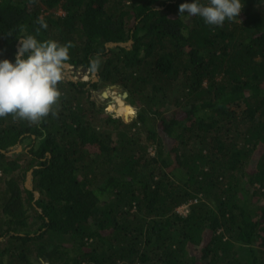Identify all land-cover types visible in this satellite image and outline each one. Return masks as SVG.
<instances>
[{
    "label": "trees",
    "instance_id": "1",
    "mask_svg": "<svg viewBox=\"0 0 264 264\" xmlns=\"http://www.w3.org/2000/svg\"><path fill=\"white\" fill-rule=\"evenodd\" d=\"M184 2L0 0V59L33 34L97 71L0 117V264H264V0L220 26Z\"/></svg>",
    "mask_w": 264,
    "mask_h": 264
},
{
    "label": "clouds",
    "instance_id": "2",
    "mask_svg": "<svg viewBox=\"0 0 264 264\" xmlns=\"http://www.w3.org/2000/svg\"><path fill=\"white\" fill-rule=\"evenodd\" d=\"M243 6L244 0H185L179 5V12L220 26L239 17ZM37 22L47 29L43 16ZM69 48L70 44L55 39L41 40L33 34L19 36L15 59H0V117L14 114L38 122L53 113L61 95L58 83L69 59Z\"/></svg>",
    "mask_w": 264,
    "mask_h": 264
},
{
    "label": "rangeland",
    "instance_id": "3",
    "mask_svg": "<svg viewBox=\"0 0 264 264\" xmlns=\"http://www.w3.org/2000/svg\"><path fill=\"white\" fill-rule=\"evenodd\" d=\"M58 13H63V12L62 11H58ZM243 18H244V16L241 14L239 16V20H241ZM80 71H81V69H80ZM65 72H69V73L71 72L72 73V69L71 70L70 69L67 70V69L64 68V70H63V77H68L67 75H70L71 73L69 74V73H65ZM87 72H88V70H87ZM71 75H73V74H71ZM88 75H90V74H88ZM73 76H75V75H73ZM88 78H94V75L92 74L91 76H88ZM104 91H106V92H104ZM93 93H94V98H96L97 103L100 104L101 106H104V108H105L106 105L111 104L112 102H115L116 99L122 98V96L125 95L126 91L123 88H121L120 86H118V85H108V86L101 87L100 89L94 91ZM126 98L127 97H124V99H122V100L124 102H126V103H129V100H127ZM133 107H134L133 108L134 109L133 111H137L138 110V109L135 108V106H133ZM132 120H133V116L129 118V121L126 120V119H124V122H130ZM150 150L153 153V148H150ZM0 187H2L1 184H0ZM177 208H178V211L180 213L186 214L187 211H188V209H189V204H183V205H181V206H179ZM43 264H45V263H43Z\"/></svg>",
    "mask_w": 264,
    "mask_h": 264
},
{
    "label": "water",
    "instance_id": "4",
    "mask_svg": "<svg viewBox=\"0 0 264 264\" xmlns=\"http://www.w3.org/2000/svg\"><path fill=\"white\" fill-rule=\"evenodd\" d=\"M118 44H120V45H124V46H126V45H131L132 44V40H129L128 42H121V43H118V42H109V43H107V47H110V46H117ZM65 69H72V70H77V71H79L80 72V69H81V72H82V70L84 71V70H86L87 68H85V67H82V68H80V69H77V67L75 66V65H72V64H70V63H67L66 62V64H65V67H64ZM96 70H94L93 71V74H94V78L93 79H95V80H97V77H96ZM65 73H69V72H65ZM71 73V72H70ZM69 73V74H70ZM72 74V73H71ZM67 75L68 77H70V78H68L67 79V77H63L62 79H64V80H69V79H71V80H74V81H79V78H78V76H73V75ZM82 75V74H81ZM127 95H128V93L126 92L125 93V97H127ZM20 146H18L17 148H15V149H13V151H19L20 150ZM0 152H3V153H12V150L11 151H6V150H4V149H2V150H0ZM32 178H33V174H32V171H29L28 172V174H27V177H26V181H25V183H26V186L28 187V188H30V189H32L33 188V180H32ZM39 195V192H37V191H35V196H38Z\"/></svg>",
    "mask_w": 264,
    "mask_h": 264
},
{
    "label": "flooded vegetation",
    "instance_id": "5",
    "mask_svg": "<svg viewBox=\"0 0 264 264\" xmlns=\"http://www.w3.org/2000/svg\"><path fill=\"white\" fill-rule=\"evenodd\" d=\"M78 68H82V67H77V69ZM64 70V69H63ZM87 70H88V72H87ZM93 71L91 70V68H87L86 70H82V72H80V73H78V72H72V74L73 75H76V76H78V78H79V82H87V81H90V80H92L93 78H88V76H91L93 73H92ZM82 74V75H81ZM88 74H90V75H88ZM88 75V76H87ZM68 78H70V77H67V79ZM69 80H71V79H69ZM25 181H26V179H25ZM45 264H48V263H45Z\"/></svg>",
    "mask_w": 264,
    "mask_h": 264
},
{
    "label": "built area",
    "instance_id": "6",
    "mask_svg": "<svg viewBox=\"0 0 264 264\" xmlns=\"http://www.w3.org/2000/svg\"><path fill=\"white\" fill-rule=\"evenodd\" d=\"M78 69H79V68H78ZM75 71H76V70H75ZM75 71H74V70H72V72H75ZM76 72L80 73L81 71H80V72H79V71H76Z\"/></svg>",
    "mask_w": 264,
    "mask_h": 264
},
{
    "label": "bare ground",
    "instance_id": "7",
    "mask_svg": "<svg viewBox=\"0 0 264 264\" xmlns=\"http://www.w3.org/2000/svg\"><path fill=\"white\" fill-rule=\"evenodd\" d=\"M108 90V89H107ZM104 92H106V91H104ZM118 92V91H117ZM110 93V92H109ZM106 96V95H105ZM118 96V95H117ZM114 99V98H113ZM117 100V99H116Z\"/></svg>",
    "mask_w": 264,
    "mask_h": 264
}]
</instances>
